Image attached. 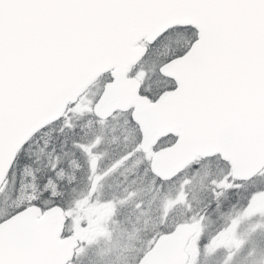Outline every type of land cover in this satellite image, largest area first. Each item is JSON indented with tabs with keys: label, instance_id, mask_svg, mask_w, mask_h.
Segmentation results:
<instances>
[{
	"label": "snow or ice",
	"instance_id": "1",
	"mask_svg": "<svg viewBox=\"0 0 264 264\" xmlns=\"http://www.w3.org/2000/svg\"><path fill=\"white\" fill-rule=\"evenodd\" d=\"M257 195L264 0H0V264H99L118 208L128 264H235Z\"/></svg>",
	"mask_w": 264,
	"mask_h": 264
},
{
	"label": "rangeland",
	"instance_id": "2",
	"mask_svg": "<svg viewBox=\"0 0 264 264\" xmlns=\"http://www.w3.org/2000/svg\"><path fill=\"white\" fill-rule=\"evenodd\" d=\"M127 171H128L127 168H123L121 171H119L116 175H114L111 178V184L114 188H117L116 191H119L118 185H122L124 183V182L122 183L123 180L120 174H126ZM128 178L129 176L126 179ZM142 186L145 188V191L143 192V199L145 200V202L146 201L150 202V200L153 198V194H151L152 196H149V193L147 194V191L150 190V186L147 185L146 183H144ZM176 194L177 193H175V195ZM199 195L200 194L191 191V189L189 190L190 200L193 201L197 200L199 198ZM179 198L182 203L183 202L182 193ZM254 208L257 211L264 210V197L257 195L254 201ZM94 211L96 212L98 218L106 219L107 216L111 215L112 210L109 207H102V209L100 207L94 209ZM122 211H125V209L118 208L117 216L119 217L120 220L123 221V223L128 224V221H130L139 224V221L137 220V217L134 212L131 218H125L124 216L121 215ZM111 226L112 225H108V228H110ZM243 226H247L244 232H247L254 227L252 224H244ZM135 227L136 226L131 227L128 225L115 226L114 231L113 232L111 231L110 237L108 235L107 228L100 226L97 227L96 234L100 238L99 239L101 242L100 244H102L101 246L96 248V250L98 251L99 264H128V259L133 254L132 248H133L134 240L136 239L134 233ZM262 238H264V236ZM253 253H255V251L251 249L248 253L236 257L235 264H241L246 261H249Z\"/></svg>",
	"mask_w": 264,
	"mask_h": 264
},
{
	"label": "flooded vegetation",
	"instance_id": "3",
	"mask_svg": "<svg viewBox=\"0 0 264 264\" xmlns=\"http://www.w3.org/2000/svg\"><path fill=\"white\" fill-rule=\"evenodd\" d=\"M241 241L235 238L232 234H228L225 238H222L221 244L232 245L233 247H238ZM252 245V246H251ZM254 250L255 253L252 256L255 258V264H264V238H260V235L248 242L247 246L243 248L241 253H248L250 250ZM190 253V251L188 250ZM226 256L228 253H225Z\"/></svg>",
	"mask_w": 264,
	"mask_h": 264
}]
</instances>
